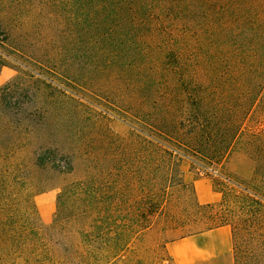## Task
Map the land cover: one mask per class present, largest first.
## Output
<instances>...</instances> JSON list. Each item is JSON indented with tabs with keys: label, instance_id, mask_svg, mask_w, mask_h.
Segmentation results:
<instances>
[{
	"label": "trees",
	"instance_id": "obj_1",
	"mask_svg": "<svg viewBox=\"0 0 264 264\" xmlns=\"http://www.w3.org/2000/svg\"><path fill=\"white\" fill-rule=\"evenodd\" d=\"M46 5L64 38H72V45L83 38L84 52L94 54L99 70L112 72L115 88L127 87V105L119 107L128 127L127 169L115 175L105 168L106 187L119 191L117 182L127 201L100 204L92 168L64 185L46 230L74 223L80 244L65 248L66 254L28 218L21 220L11 157L19 136L44 124L42 113L27 112L30 82L22 72L0 87V264L24 253L28 264L110 263L152 226L169 188L183 184L185 159L202 168L220 165L233 185L211 203H200L193 189L191 206L207 223L203 230L230 225L234 264H264V132L244 127L255 108L264 115V0H47ZM11 63L23 67L1 52L0 71ZM34 164L73 169L68 157L45 145L34 151ZM119 206L125 209L114 211ZM25 212L36 217L33 203Z\"/></svg>",
	"mask_w": 264,
	"mask_h": 264
},
{
	"label": "rangeland",
	"instance_id": "obj_2",
	"mask_svg": "<svg viewBox=\"0 0 264 264\" xmlns=\"http://www.w3.org/2000/svg\"><path fill=\"white\" fill-rule=\"evenodd\" d=\"M46 2L0 0V53L18 58L23 66L11 63L3 67L0 87L24 72L21 75L30 82L24 93L28 94L24 97L27 112L32 117L43 114L42 128L19 136L21 144L11 157L13 168L17 169L14 175L17 185L13 191L19 200L16 205L21 220L27 222L28 218L62 252L65 248L70 251L73 244H80L72 222L55 232L46 230L53 223L57 198L64 185L83 179L92 168L100 204L106 199L117 204L127 201V194L117 182L114 186L119 191L105 185L106 167H111L115 175L119 168L127 169L128 127L120 109L127 105V87L115 88L112 72L99 70L94 54L84 52L83 38H75L74 45L72 38H64L65 31L50 20ZM244 127L264 132V115L259 108L246 118ZM43 145L55 148L65 159L68 157L72 171L36 166L34 151ZM180 168L183 184L169 188L163 210L152 226L136 236L115 260L108 263L103 259L97 264H172L166 243L206 227L207 223L191 206L194 187L201 201L216 202L233 185L222 176L226 173L220 165L202 168L185 159L180 162ZM32 203L35 218L25 212L30 211ZM122 209L125 208L119 206L114 211ZM242 245L247 247L251 243L244 241ZM25 256L24 253L23 257L5 264H28Z\"/></svg>",
	"mask_w": 264,
	"mask_h": 264
},
{
	"label": "crops",
	"instance_id": "obj_3",
	"mask_svg": "<svg viewBox=\"0 0 264 264\" xmlns=\"http://www.w3.org/2000/svg\"><path fill=\"white\" fill-rule=\"evenodd\" d=\"M194 190L200 203H211L201 201ZM165 248L172 264H234L232 231L227 224L179 237Z\"/></svg>",
	"mask_w": 264,
	"mask_h": 264
}]
</instances>
